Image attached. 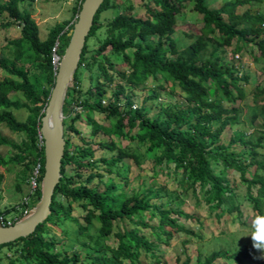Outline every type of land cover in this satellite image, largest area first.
<instances>
[{
  "label": "trees",
  "instance_id": "1",
  "mask_svg": "<svg viewBox=\"0 0 264 264\" xmlns=\"http://www.w3.org/2000/svg\"><path fill=\"white\" fill-rule=\"evenodd\" d=\"M23 1L0 2L4 24L14 22L19 27L18 36L7 39L0 48V70L12 77L0 78V124L21 136L19 141H14L0 134V146L13 150L5 158L0 155V167L7 169L8 163L18 164L22 167L19 173L26 180L35 165H39L33 176L36 185L27 199L16 206L0 208L3 224L12 223L38 199L43 161L39 117L56 69L50 62L51 47L55 41L57 50L65 47L67 32L82 0L71 7L69 18L52 25L43 39L39 38L32 11L19 8ZM142 1L143 17L130 13L133 6L127 4L100 22L101 12L114 7L111 0H102L94 13L62 104L64 149L49 214L29 235L0 244V249L12 252L13 257L7 256L9 264L13 260L22 264H140L141 256L157 262L158 244H167L178 231L188 232L179 223L180 218L191 216L180 207L183 195L197 200L199 193L207 209L217 217L233 210L240 215L239 202L235 201L237 192L228 177L230 170L237 173L243 184L244 198L254 217L264 215V158L259 151L264 130L253 128L246 135L240 128H233L241 123L240 108L234 103L244 97L241 83L247 77L218 54L223 51L218 48L230 44L231 39L242 40L254 45L257 50L254 60L264 66V13L235 12L238 4L250 0H223L217 8H208L206 0ZM186 3L199 15L201 26L199 34L178 49L170 34L176 27V14ZM101 29V36H97ZM214 31L221 36L220 40L208 36ZM92 36L98 38L97 45L87 55V40ZM208 46L210 50L204 57ZM238 48L235 45L234 50ZM109 54L120 58L119 67L110 61ZM83 72L88 81L84 88L80 85ZM147 78L161 81L147 92L139 106L132 107L127 90L143 84ZM163 85L177 90L180 99L163 103L154 115L148 116L149 106L145 101L156 99ZM107 87H111L110 93L104 101ZM260 94L264 95L263 89L255 91L253 102ZM19 109L26 112L22 120L14 115ZM252 109L249 121L262 116L264 127V104H254ZM94 112L97 118L93 117ZM67 117L69 121L65 123ZM78 118L89 125L86 136L74 126ZM226 127L230 130L228 138L221 141L220 135ZM97 133L108 138L93 142L91 137ZM72 136L79 144L71 141ZM120 140H126V144L121 145ZM97 150L101 153L96 157ZM141 157L149 160L151 176L163 172L174 179V187L153 183L139 193L127 191V167L119 166L126 158L139 163ZM98 163L103 170L89 171L86 175L81 172L99 168ZM66 168L73 173H68ZM104 172L121 178L123 186L117 190L112 181L100 188ZM2 180L0 172V190ZM93 180L96 182L88 185ZM74 205L82 213H77ZM12 210L16 215L5 220V214ZM63 221L73 225L75 238L57 250L56 235L45 233L49 225ZM125 221L147 228L149 237L140 230L127 228ZM113 228L117 242L110 246L104 240ZM78 242L88 250V262L80 259L76 250L68 254ZM251 247H225L203 255L198 252L194 264H212L218 258L232 264H264V255L255 258L256 249ZM176 261L191 264L186 254L181 260L178 256Z\"/></svg>",
  "mask_w": 264,
  "mask_h": 264
},
{
  "label": "rangeland",
  "instance_id": "2",
  "mask_svg": "<svg viewBox=\"0 0 264 264\" xmlns=\"http://www.w3.org/2000/svg\"><path fill=\"white\" fill-rule=\"evenodd\" d=\"M4 0H0L2 2ZM77 0H25L19 3V8H28L32 11V17L36 21V24L39 28V38L43 39L46 36L47 30L56 22H61L64 19L69 18L71 13V7L76 3ZM223 0H206L208 8H217ZM114 4L113 8L104 10L100 14V22H105L108 18L113 16L118 10H121L127 4H132L133 9L130 11L124 9V11H129L135 16H144V9L142 7V0H111ZM30 3V6L28 4ZM244 10L249 12H262L264 13V0H250L243 4H238L236 6L235 12L237 14L242 13ZM176 27L175 30L170 34L171 38L175 42V45L178 49L185 47L194 37L199 34V28L201 26V21L199 15L191 9V5L186 3L184 7L176 14ZM5 16L0 15V48L3 46L4 42L19 34V27L16 23L4 24ZM101 30L97 32V36H101ZM209 37L220 40L221 36L218 32L214 31L208 34ZM96 37H90L87 40L88 52L93 51L97 45ZM235 45H237L238 50H234ZM218 49L223 51L219 52L225 60L232 63L240 72H243L247 81L241 83V87L244 91V97L241 100H237L234 105L239 106L240 108V125L234 126L233 128H240L244 134L247 135L253 128L264 130V127L261 126V121L263 120L262 116H258L254 119L253 122L249 121V117L253 111L252 107L254 104L257 106L264 104V95L260 94L253 102V96L256 90H264V66L261 61H255L254 56L257 55V50L251 43H246L242 40L235 41L234 38L230 40V44L222 45ZM210 46H208L203 56H207ZM107 50H105L106 52ZM110 61L116 66L119 67L120 58L109 54ZM32 71V69H31ZM94 69L91 71L93 75ZM2 77H11L6 75L3 71L0 70V78ZM87 74L82 73L80 75V85L82 88L88 85L86 79ZM12 78V77H11ZM15 79V78H13ZM160 82L161 79H158ZM157 80L152 78H147L143 84H140L132 90H127V94L130 97V105L132 107L139 106L142 98H144L147 92L155 87ZM110 88L107 87L106 93L104 95V101L110 93ZM180 96L177 90H171L168 85H163V88L158 90V96L156 99L146 100L145 104L149 106L147 115H154L159 107L163 103H169L176 100H179ZM26 112L24 109H19L14 111V115L18 120H22ZM73 116V112L70 114V117ZM93 117L97 118L98 114L93 113ZM69 117L65 118V123H68ZM105 125L107 121H104ZM74 126L81 132V134L86 136L89 131V125L85 123L82 118L74 120ZM229 129L226 127L220 135L221 141H226L229 135ZM133 132V131H132ZM0 134L12 139L14 141L20 140V135L8 130L4 127L3 124H0ZM108 137L101 133H97L95 136L91 137L93 142L98 140H105ZM71 141L75 144H79V140L75 137H71ZM121 145L126 144V140H120ZM141 152L142 147L138 148ZM260 157L264 158V138L263 146L259 149ZM13 150H9L6 146H0V155L4 158L11 155ZM101 153V150L96 151V157ZM107 156L110 153L104 152ZM99 168H89L87 170H81V172L86 175L89 171L94 172L95 170H103L102 164H97ZM119 165V162L117 163ZM6 168L0 167V172L3 174V180L1 183L0 190V208H10L11 206H16L23 199L26 200L28 194L32 191L31 179L35 174V170L31 171V177H28L26 180L22 179L19 170L21 166L15 163H8ZM123 169H126V175L128 176V183L125 186L127 191L139 193L142 189L145 188L148 184H165L169 188L174 187V179L170 176L167 177L163 172H158L157 176H151V164L147 158H140L139 163H134L131 159H124L122 164L119 166ZM68 173L72 174L73 170L66 168ZM120 169V168H119ZM124 171V170H123ZM74 175V174H73ZM83 175V176H84ZM228 177L231 180V183L236 189L237 196L235 201L239 202L238 209L240 215L236 211L223 212L220 217H217L211 210L207 209L206 204L199 193H197V200L192 196L183 195L182 203L180 207L190 214L188 218H180L179 223H181L188 232L178 231L174 233V236L168 241V243H160L156 249V255L158 261L155 262L151 258H141L140 264H179L176 261V258L179 256L181 260L184 254L190 257V263L194 264L195 257L197 253L207 254L212 250H223L225 247L231 249L242 248L247 245H251L250 231L252 227V221L254 219V212L251 210L247 200L244 198L243 184L240 182L239 177L235 171L230 170ZM74 179H77L74 176ZM114 182L116 189L119 190L123 186V181L121 178L115 176L113 173L108 174L103 173L99 187L102 188L104 184L109 182ZM96 181L93 180L88 185L92 186ZM74 210L77 213H82L81 209L74 205ZM16 215V211L12 210L5 214V220H10L13 216ZM127 228H132L134 230H140L144 233L146 237H149V230L147 228H139L138 226L133 225L132 223L125 221ZM121 224H119V227ZM73 225L65 221L60 224H51L49 225L48 231H46V236L50 234L56 235V245L55 249H61L65 247L67 243L74 242L75 236L72 233ZM61 230H65L66 233H62ZM92 231V230H91ZM115 229L113 228L111 233L105 237L104 242L110 246L116 245V238L114 237ZM191 232V233H190ZM93 234V233H92ZM233 240L232 243H229ZM252 248V247H251ZM78 251L80 259L88 262L86 254L88 253L87 249H83L80 246V243L74 244V247L69 249L68 254H72V251ZM100 253V252H99ZM8 257H13L11 250L5 248L0 249V257L2 264H9ZM257 250L255 253V258H257ZM232 264L230 260L223 258L215 259L212 264ZM13 264H22L18 260H13Z\"/></svg>",
  "mask_w": 264,
  "mask_h": 264
},
{
  "label": "water",
  "instance_id": "3",
  "mask_svg": "<svg viewBox=\"0 0 264 264\" xmlns=\"http://www.w3.org/2000/svg\"><path fill=\"white\" fill-rule=\"evenodd\" d=\"M101 2L102 0L81 1L72 27L67 32L68 41L62 50H58L59 58L53 84L39 117L38 132L43 157L39 196L36 202L12 223L3 224L0 219V244L29 235L49 214L53 190L60 177V161L64 149L62 104L67 85L77 68L93 15Z\"/></svg>",
  "mask_w": 264,
  "mask_h": 264
},
{
  "label": "clouds",
  "instance_id": "4",
  "mask_svg": "<svg viewBox=\"0 0 264 264\" xmlns=\"http://www.w3.org/2000/svg\"><path fill=\"white\" fill-rule=\"evenodd\" d=\"M250 237L252 247L259 251L257 255H264V215H257L254 217Z\"/></svg>",
  "mask_w": 264,
  "mask_h": 264
},
{
  "label": "built area",
  "instance_id": "5",
  "mask_svg": "<svg viewBox=\"0 0 264 264\" xmlns=\"http://www.w3.org/2000/svg\"><path fill=\"white\" fill-rule=\"evenodd\" d=\"M57 50V41L54 42L53 46L51 47V64L53 65V67L55 68L56 65H57V62H58V58H59V53H58V50ZM39 139H40V136H38ZM38 165L39 164H36L35 167H34V170H35V174L34 176L36 175L37 173V168H38ZM31 186H32V190L34 189L36 183H35V180H34V177H32L31 179Z\"/></svg>",
  "mask_w": 264,
  "mask_h": 264
}]
</instances>
